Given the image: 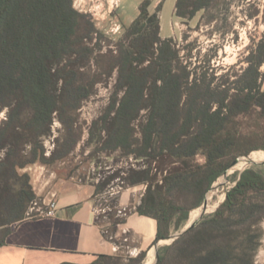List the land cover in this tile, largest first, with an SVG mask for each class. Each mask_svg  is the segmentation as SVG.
<instances>
[{"label":"trees","instance_id":"1","mask_svg":"<svg viewBox=\"0 0 264 264\" xmlns=\"http://www.w3.org/2000/svg\"><path fill=\"white\" fill-rule=\"evenodd\" d=\"M213 1L177 0L175 14L191 19ZM151 4L141 3L116 48L98 54L106 36L73 0H0V248L39 199L21 169L73 152L82 103L114 71L115 90L93 120L89 142L96 153L121 151L136 161L124 180L146 186L134 212L155 220L153 244L186 225L239 157L264 154V35L246 68L220 80L227 75L182 61L173 38L160 34L163 1L154 11ZM55 119L61 128L48 153L44 138ZM233 182L214 212L158 248L156 264H255L263 237L264 164L236 171ZM95 186L96 193L104 187ZM147 254L130 261L143 264ZM113 260L123 259L99 255L84 264Z\"/></svg>","mask_w":264,"mask_h":264},{"label":"rangeland","instance_id":"2","mask_svg":"<svg viewBox=\"0 0 264 264\" xmlns=\"http://www.w3.org/2000/svg\"><path fill=\"white\" fill-rule=\"evenodd\" d=\"M144 0H73V6L86 14L98 30L105 34L102 51L108 53L116 48L117 42L124 37L125 28L139 15V7ZM150 10L154 11L163 1L161 11V36L173 38L183 62H191V66L202 65L210 74L227 75L234 79L248 65L246 57L264 35V0H214L191 19H184L175 14L177 0H151ZM156 5V6H155ZM97 66L93 65V70ZM264 70V67L262 68ZM117 71L112 76L104 75L98 83L94 95L85 100L79 109L78 127L81 138L71 154L52 164L40 162L30 164L21 169L31 176L35 192L40 195L38 201L28 207L29 215H35L44 209L42 196L47 195L56 183L64 179H72L86 183H102L104 187L98 192V210L101 221L115 222L124 220L135 213L144 192L143 186H130L124 178L130 168L136 167V161L122 154L121 151L95 152V146L89 142V130L92 122L108 105L115 90ZM218 81V79H216ZM5 113H0V120ZM144 113H142V118ZM61 128L55 119L52 135L44 138V144L50 153L54 148V138ZM254 161L264 162L262 155H253ZM246 162L241 158L228 176L222 175L208 191V215L215 211L218 194L228 190L233 184L236 171ZM246 164L245 167H248ZM244 167V168H245ZM226 177L224 180L223 177ZM222 183V185H218ZM206 196V197H207ZM190 217V216H189ZM199 219V218H198ZM197 219V220H198ZM263 229L261 245L256 254L255 264H264V220L260 223ZM118 228V230H116ZM112 227L106 230V237L122 248V259L111 261L114 264H132L130 256L138 255L142 249H148L143 264H148L151 250L156 251L151 241H144L143 234L137 233L132 227ZM145 229L147 227L145 226ZM176 233V232H175ZM1 236V232H0ZM169 244L160 241L158 246Z\"/></svg>","mask_w":264,"mask_h":264},{"label":"crops","instance_id":"3","mask_svg":"<svg viewBox=\"0 0 264 264\" xmlns=\"http://www.w3.org/2000/svg\"><path fill=\"white\" fill-rule=\"evenodd\" d=\"M97 197L95 184L72 179L58 181L41 197L44 209L51 200L57 201L56 214L36 213L14 225L0 248V264H84L99 255L122 257L123 249L106 237V230L112 227H132L143 234L144 241L154 245L155 220L133 213L126 222L115 224L112 218L108 222L101 221ZM143 250L148 249L141 252Z\"/></svg>","mask_w":264,"mask_h":264},{"label":"water","instance_id":"4","mask_svg":"<svg viewBox=\"0 0 264 264\" xmlns=\"http://www.w3.org/2000/svg\"><path fill=\"white\" fill-rule=\"evenodd\" d=\"M249 156H250V154H249V155H246V156H241V157H239L235 162L232 163V165H231L230 168H233L236 164H238V163H239V160H240L241 158H245L246 161H247V164H249V165H252V164H255V163L264 164V162H258V161H254V160H249V159H248ZM245 168H246V167H245ZM245 168H243L241 171H243ZM224 175L228 176V171H227ZM234 184H236V182H234ZM218 185L220 186V185H222V183L219 182ZM231 187H232V186H231ZM227 191H228V190H227ZM227 191H226V193H225V198H224V200L226 199ZM224 200H223V201H224ZM223 201H222V202H223ZM222 202H221V203H222ZM221 203H220V204H221ZM220 204L216 207V209L220 206ZM199 207H203V212H202V214H201V216L199 217L198 220H196V221L193 222V223L186 224V225H185L180 231H177L176 233L170 234L168 237H166V238H162V239H160L156 244H154V248H155V251H156V260H155V262H154L153 264H156L157 261H158V248H159L158 243H159L160 241H167V242H169V243H172L173 241H175L176 239H178L179 237H181L182 235H184L185 233H187L191 228H193L194 226H196V224L202 219V217L204 216V214H206V213L208 212V211H207V210H208V198H207V197L205 198L204 202H203ZM216 209H215V210H216Z\"/></svg>","mask_w":264,"mask_h":264},{"label":"bare ground","instance_id":"5","mask_svg":"<svg viewBox=\"0 0 264 264\" xmlns=\"http://www.w3.org/2000/svg\"><path fill=\"white\" fill-rule=\"evenodd\" d=\"M255 155H262L263 157H264V154H262V153H254ZM254 154H252L251 156H249L248 157V159L249 160H254L255 159V157L253 156ZM246 164H247V161L245 162V164L244 165H241V167H242V169L246 166ZM237 166V164L233 167V168H235ZM233 168H231L229 171L230 172H232L233 171ZM226 177L224 176L223 177V179L224 180H226L225 179ZM225 193H226V190L223 192V194H221V193H219L218 194V203H216L215 204V206H214V208H216L223 200H224V196H225ZM221 195H222V199L220 200V198H221ZM202 212H203V207H201L199 210H197L189 219H188V221H187V223L186 224H190V223H193V222H195L200 216H201V214H202ZM154 256H155V254H154V250L152 249L151 250V253H150V258H149V262H148V264H151V262H152V259L154 258Z\"/></svg>","mask_w":264,"mask_h":264},{"label":"built area","instance_id":"6","mask_svg":"<svg viewBox=\"0 0 264 264\" xmlns=\"http://www.w3.org/2000/svg\"><path fill=\"white\" fill-rule=\"evenodd\" d=\"M57 207H58V203L55 199H53L48 203V207L46 209L39 211V213L44 214L46 216H54L56 214ZM29 216H32V215H29Z\"/></svg>","mask_w":264,"mask_h":264}]
</instances>
